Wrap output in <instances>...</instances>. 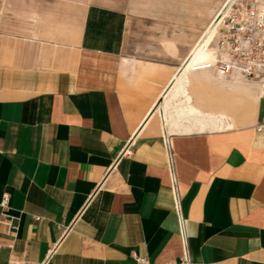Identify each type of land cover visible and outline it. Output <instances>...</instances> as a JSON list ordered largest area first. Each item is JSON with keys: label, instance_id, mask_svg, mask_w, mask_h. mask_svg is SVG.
<instances>
[{"label": "crops", "instance_id": "1", "mask_svg": "<svg viewBox=\"0 0 264 264\" xmlns=\"http://www.w3.org/2000/svg\"><path fill=\"white\" fill-rule=\"evenodd\" d=\"M125 27L89 0H0V201L18 226L0 223V264L53 248L48 264H182L165 130L191 263L264 264L260 89L242 80L258 98L240 129L238 78L184 67L209 34L174 67L125 57Z\"/></svg>", "mask_w": 264, "mask_h": 264}, {"label": "built area", "instance_id": "2", "mask_svg": "<svg viewBox=\"0 0 264 264\" xmlns=\"http://www.w3.org/2000/svg\"><path fill=\"white\" fill-rule=\"evenodd\" d=\"M216 20L213 26L215 37L211 44L215 61L194 66L193 72L211 71L225 78L239 77L255 84L263 93L261 97H264V0H228ZM257 129L258 131L264 129V120ZM162 139L174 207L182 228L184 244L182 264H192L184 231L183 191L178 178L173 136L165 130ZM130 154L131 152L127 150L123 155ZM10 203L11 196L4 194L0 201L2 211L0 223L6 226L9 233L13 234L18 231V226L14 224L15 218L6 213L10 209ZM54 252L53 248L48 252L46 260L41 263L28 261L26 252L21 255L12 254L9 264H48ZM134 257L138 263L148 264L146 258Z\"/></svg>", "mask_w": 264, "mask_h": 264}, {"label": "rangeland", "instance_id": "3", "mask_svg": "<svg viewBox=\"0 0 264 264\" xmlns=\"http://www.w3.org/2000/svg\"><path fill=\"white\" fill-rule=\"evenodd\" d=\"M89 1L109 5L124 13L125 57L180 67L182 61L189 57L197 46L200 38L212 27L215 18L228 0ZM212 33L210 31L209 35ZM169 42L177 46L176 55L168 49ZM250 94L241 92L242 96L239 97L240 129L253 123L255 112L253 98L257 95L254 92ZM262 108L264 111V99Z\"/></svg>", "mask_w": 264, "mask_h": 264}, {"label": "bare ground", "instance_id": "4", "mask_svg": "<svg viewBox=\"0 0 264 264\" xmlns=\"http://www.w3.org/2000/svg\"><path fill=\"white\" fill-rule=\"evenodd\" d=\"M217 19V17L215 18V20H214V24L216 23V20ZM214 24L212 25V27H210V29L204 34V36H203V39H204V37L205 36H207L208 34H209V32L211 31V32H213L211 35H210V40H209V43H210V45H209V48H211L212 49V51L211 50H209L208 49V52L205 50V52H203L202 53V55L196 60V61H194L193 60V58H194V55H195V53L194 54H192L187 60H186V62H185V64H184V67H185V69H187L188 71H190V72H193V69H194V66H197V65H200V64H203L204 62H210V63H214V61H215V57H214V51H213V48H212V46H211V44H212V42H213V40H214V37H215V30L213 29V26H214ZM208 38V37H207ZM202 39V40H203ZM202 40H201V42H202ZM212 40V41H211ZM200 42V43H201ZM200 43L198 44V46L200 45ZM207 44V43H206ZM197 46V47H198ZM201 47V46H200ZM202 48V47H201ZM200 49V48H199ZM203 49V48H202ZM196 51V50H195ZM199 52V51H198ZM199 53H201V52H199ZM198 55V54H197ZM211 55L213 56V59H209V57L208 56H210L211 57ZM203 56V57H202ZM202 72V71H201ZM203 72H205V71H203ZM232 78H238V79H236L235 80V83H236V93H239L240 95H241V92H250V91H252V90H250V87L246 84V83H244L243 81H242V79L241 78H239V77H232ZM241 79V80H240ZM246 82V81H245ZM249 83V82H248ZM249 84H253V83H249ZM261 94H263L261 91H260V95ZM226 114V113H225ZM216 118V117H215ZM217 121H219V119L217 120ZM222 122H223V120H221ZM221 121H219V122H221Z\"/></svg>", "mask_w": 264, "mask_h": 264}]
</instances>
